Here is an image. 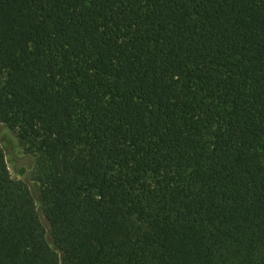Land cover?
Returning <instances> with one entry per match:
<instances>
[{"label": "trees", "instance_id": "obj_1", "mask_svg": "<svg viewBox=\"0 0 264 264\" xmlns=\"http://www.w3.org/2000/svg\"><path fill=\"white\" fill-rule=\"evenodd\" d=\"M0 264H264V0H0Z\"/></svg>", "mask_w": 264, "mask_h": 264}, {"label": "rangeland", "instance_id": "obj_2", "mask_svg": "<svg viewBox=\"0 0 264 264\" xmlns=\"http://www.w3.org/2000/svg\"><path fill=\"white\" fill-rule=\"evenodd\" d=\"M0 141L7 155V162L14 178L24 181L34 195L40 211L43 210L41 193L43 183L38 172L41 153L22 141L18 132L0 124Z\"/></svg>", "mask_w": 264, "mask_h": 264}]
</instances>
